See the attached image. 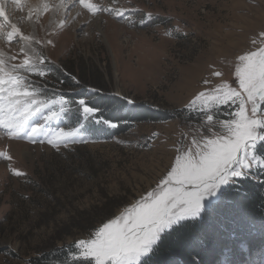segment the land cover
Instances as JSON below:
<instances>
[{"label":"rangeland","instance_id":"obj_1","mask_svg":"<svg viewBox=\"0 0 264 264\" xmlns=\"http://www.w3.org/2000/svg\"><path fill=\"white\" fill-rule=\"evenodd\" d=\"M33 2L22 0L19 11L8 0L5 9L21 34L39 41L32 47L46 63L53 62L55 70L44 77L25 74L40 89L41 99L83 92L87 98L88 93L65 75L70 73L83 85L101 87L103 94L128 95L135 108L157 112L155 119L123 121L127 131L109 138L91 134L83 118L75 124L77 108L70 104L59 120L45 125L52 132L76 134L77 142L60 152L11 138L0 129V152L12 156L11 161L0 157V264H88L74 247L76 242L156 188L177 150L194 147L192 138L204 121L187 108L190 98L219 83L236 86L238 56L264 48V0H93L107 8L136 9L119 20L106 13L100 19L76 17L78 5L72 7L71 0H64L67 10L52 9L61 0H40L37 6ZM45 3L50 8L46 12L40 10ZM29 5L39 15L32 13L29 19ZM149 12L151 19L141 23ZM0 52L16 56L13 64L25 59L16 40L0 38ZM56 75H64L68 84L57 81ZM40 119L38 114L30 124ZM85 138L95 142H79ZM257 148L255 155L261 159ZM13 168L26 175H13ZM259 169L253 164L244 176ZM215 199L203 202L196 219ZM184 221L164 228L159 239ZM220 264H264V250L245 254L242 261L225 252Z\"/></svg>","mask_w":264,"mask_h":264},{"label":"snow or ice","instance_id":"obj_2","mask_svg":"<svg viewBox=\"0 0 264 264\" xmlns=\"http://www.w3.org/2000/svg\"><path fill=\"white\" fill-rule=\"evenodd\" d=\"M7 3L8 0H0V19L4 21L0 23V38L7 42L16 40L25 59L20 64H13L10 62L16 60V56H5L0 52V129L11 138H24L30 144H47L60 152L69 143L77 142L76 134L63 129L52 132L45 129V125L54 119L59 120L70 104L77 106L85 121L102 129L117 128V123L105 119L102 110L89 102L93 95L101 94L102 88L83 85L70 73L65 75L88 93L87 98L69 100L63 94L50 100L40 98V89L28 82L25 74L44 77L55 70L53 62L46 63V58L32 47L39 41L21 34L17 24L10 22L5 9ZM11 3L17 10H23L22 0H11ZM77 5L76 17L96 18L106 13L119 20L127 12L136 11L107 8L102 3H93V0H71L72 7ZM28 7L29 19L32 13L39 15L36 8ZM60 8L67 10L64 0L52 5V9ZM40 10L49 11V5L43 4ZM151 17L152 14L147 13L141 23ZM214 75L219 77L222 73L215 72ZM234 75L236 86L219 83L210 90L198 91L187 102V108L200 114L204 123L192 138L194 147L186 148L182 153L177 150L174 163H170V170L157 187L124 207L114 218L106 219L89 238L76 242L74 247L79 249V255L88 264H140L141 259L150 254L164 228L182 220L198 218L204 200L216 196L227 183L243 177L253 164L264 168V159L255 155L257 144L264 143V48L239 55ZM112 95L121 96L118 92ZM121 100L124 103L119 105L120 108H128L130 112L135 109V101L128 95L121 96ZM38 114L41 119L30 124ZM218 115L225 118L218 119ZM79 142L95 141L85 138ZM0 157L12 160L6 152H0ZM12 173L17 177L26 175L14 168Z\"/></svg>","mask_w":264,"mask_h":264},{"label":"trees","instance_id":"obj_3","mask_svg":"<svg viewBox=\"0 0 264 264\" xmlns=\"http://www.w3.org/2000/svg\"><path fill=\"white\" fill-rule=\"evenodd\" d=\"M61 79L64 80L62 83H66L64 86L68 84L64 75H56L57 81L60 82ZM59 82H52V85ZM64 96L67 99L72 97L73 100L85 97L84 92ZM89 102L102 110L105 119L112 120L118 125L115 129H102L99 125L88 122V131L91 134L102 133L110 138L126 132L123 123L125 120H121V117H127L132 121L157 118V112L135 107L133 111L128 110L123 114L125 108L119 107L124 103L121 97L102 92L93 96ZM73 107L77 108L75 104ZM72 117L75 124L81 122L83 118L78 111H75ZM257 154L264 159V143H260ZM245 247L247 250L243 251ZM259 250H264L262 168L253 172L252 176L238 178L229 184L209 208L204 210L200 219H187L163 233L158 244L141 264H220L225 252L242 261L245 254L253 256Z\"/></svg>","mask_w":264,"mask_h":264},{"label":"bare ground","instance_id":"obj_4","mask_svg":"<svg viewBox=\"0 0 264 264\" xmlns=\"http://www.w3.org/2000/svg\"><path fill=\"white\" fill-rule=\"evenodd\" d=\"M32 1H35V0H32ZM38 2H40V0H36V3L34 4V2L32 3L33 5H36ZM37 6V5H36ZM0 11H2V10H0ZM97 18H99V17H97ZM100 19V18H99ZM99 19H96V25H98V27H99V24H100V21H99ZM21 153V152H20ZM203 202H206V200H204Z\"/></svg>","mask_w":264,"mask_h":264},{"label":"water","instance_id":"obj_5","mask_svg":"<svg viewBox=\"0 0 264 264\" xmlns=\"http://www.w3.org/2000/svg\"><path fill=\"white\" fill-rule=\"evenodd\" d=\"M221 188H222V187H221ZM221 188H220V190H221ZM214 197H215V196L210 197L208 201H209V202L212 201L213 199H215Z\"/></svg>","mask_w":264,"mask_h":264}]
</instances>
